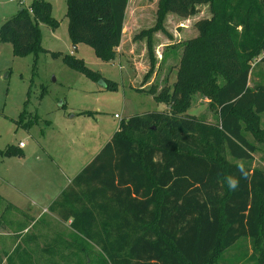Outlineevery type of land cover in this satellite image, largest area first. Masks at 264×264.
<instances>
[{"label": "trees", "instance_id": "obj_1", "mask_svg": "<svg viewBox=\"0 0 264 264\" xmlns=\"http://www.w3.org/2000/svg\"><path fill=\"white\" fill-rule=\"evenodd\" d=\"M128 2L66 0L74 48L83 43L101 60L114 61L127 32ZM193 2L207 3L210 19L182 44L172 86L144 91L166 109L121 121L48 208L70 221L74 242L95 247L106 264H216L240 238H248L254 252L246 264H264V168L254 164L264 144V75L254 71L264 63V0H159L154 27L134 39L146 38L150 51V37L163 29L166 13ZM40 24L57 25L50 4L33 0L0 24V42L10 43L17 57L36 52ZM63 62L102 79L73 54ZM196 93L210 100L216 123L188 114ZM14 151L9 146L3 154ZM241 163L247 178L231 191L226 178H239Z\"/></svg>", "mask_w": 264, "mask_h": 264}, {"label": "rangeland", "instance_id": "obj_2", "mask_svg": "<svg viewBox=\"0 0 264 264\" xmlns=\"http://www.w3.org/2000/svg\"><path fill=\"white\" fill-rule=\"evenodd\" d=\"M43 1L50 4L57 25L54 30L39 25V50L17 57L10 43L0 42V216L3 214L0 239L10 240L0 251L4 264H106L95 247L80 238L74 242L75 234L69 226H57L49 214L27 227L30 221L23 226L24 231L16 233L17 226L7 222L14 211L11 204L37 211L38 206L32 203L38 204L46 200L48 193L52 195L55 189L68 186L110 141L121 121L136 114L164 111V103L144 91L172 86L182 44L200 35L211 13L205 2H193L187 8L182 6L180 11L175 4L174 11L165 15L163 29L151 35L149 51L146 38H134L154 27L159 0H129L122 57L103 61L87 45L81 43L76 48L72 45L66 0ZM32 2L0 0V24L21 9H28ZM70 52L102 79L93 80L67 66L63 56ZM254 71L264 75V63ZM103 80L115 83L116 89L106 88ZM209 103L207 97L194 94L188 114L216 123V111ZM260 128L264 130V116L260 118ZM18 143L24 144L23 151ZM9 146L15 151L4 155ZM258 147L254 164L264 168V144ZM56 236L67 239L65 244L72 243V247L84 245L88 253L56 250ZM28 237L33 241L30 244ZM26 242L31 251L22 250ZM251 245L248 238H240L216 264L249 263ZM37 247L43 249L37 251Z\"/></svg>", "mask_w": 264, "mask_h": 264}, {"label": "crops", "instance_id": "obj_3", "mask_svg": "<svg viewBox=\"0 0 264 264\" xmlns=\"http://www.w3.org/2000/svg\"><path fill=\"white\" fill-rule=\"evenodd\" d=\"M123 35H122V39H121L120 46L117 49V51L119 52L118 58L122 57L120 55V52H121V46L124 43L123 42ZM19 149L23 151L25 149V147L19 148ZM66 187L67 186H65V188ZM64 189H62V190L55 189L54 191H56V192L53 193L52 195L50 193H48L49 195L47 194L46 200H43V201L41 200V201H39L38 204L32 203L33 204L32 206H34V205L35 206H38V208L36 209L37 211H34V212H33L32 209L30 210L28 208H22L20 206L11 204V208H12V210L14 209V211H13V213H11L9 215V219L10 220L7 221V222L9 223V225H14L15 224V226H17L18 229L15 230V231H17L16 233H18V234H20L22 232V230L24 231L26 229V228H23L22 230H20L24 225H27V223H29L31 221L30 224H28V226H27V227H31L32 225L36 224L37 221H39L45 214H47V215L49 214L50 218H52V220H54L52 222L53 223H57V226L58 225H65V226L68 225L69 226L70 221H68L67 223H63L62 221H60V219L58 218V216L55 213H52V212H50L48 210V208L51 205V203L60 195V193ZM42 203H44V204H42ZM0 218H1L0 220L3 219V214L0 216ZM61 239H62V237L59 238V236L58 237L56 236V239H55L56 245H55V247L53 246L56 250H58V251H61V250H63V251L70 250V252H74V253H77L78 252L80 255L82 254L81 248H78L77 247L78 248L77 249L76 247H72L71 246L72 243L65 244V242H66L67 239H64V240H61ZM27 240H31V237H28ZM9 241L10 240L1 238L0 239V248L1 249H3L4 247L6 248V242H9ZM27 242H29V244H30L33 241L31 240V241H27ZM27 242L25 244L26 247L23 246L22 250L28 251L30 249V248L28 249ZM61 242H63V243H61ZM14 246L16 247L17 245L15 244ZM37 248L39 249L37 251H40V250L43 249V247L42 248L37 247ZM54 248H52V249H54ZM30 251H31V249H30Z\"/></svg>", "mask_w": 264, "mask_h": 264}, {"label": "clouds", "instance_id": "obj_4", "mask_svg": "<svg viewBox=\"0 0 264 264\" xmlns=\"http://www.w3.org/2000/svg\"><path fill=\"white\" fill-rule=\"evenodd\" d=\"M238 171L240 173L239 178L235 176H228L226 178L228 189L231 191H235L239 187V180L241 178H247V172L245 171L244 165L242 163L238 166Z\"/></svg>", "mask_w": 264, "mask_h": 264}, {"label": "built area", "instance_id": "obj_5", "mask_svg": "<svg viewBox=\"0 0 264 264\" xmlns=\"http://www.w3.org/2000/svg\"><path fill=\"white\" fill-rule=\"evenodd\" d=\"M20 3H21V1H20ZM28 11L31 12V10H28ZM70 54H72V52H70ZM260 57H264V52L262 53V55ZM18 147L19 148H23L24 147V144L23 143H18Z\"/></svg>", "mask_w": 264, "mask_h": 264}, {"label": "water", "instance_id": "obj_6", "mask_svg": "<svg viewBox=\"0 0 264 264\" xmlns=\"http://www.w3.org/2000/svg\"><path fill=\"white\" fill-rule=\"evenodd\" d=\"M105 85V84H104Z\"/></svg>", "mask_w": 264, "mask_h": 264}]
</instances>
